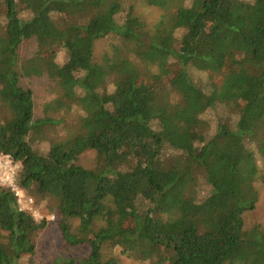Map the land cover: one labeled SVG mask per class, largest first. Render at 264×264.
I'll return each mask as SVG.
<instances>
[{"label":"trees","instance_id":"16d2710c","mask_svg":"<svg viewBox=\"0 0 264 264\" xmlns=\"http://www.w3.org/2000/svg\"><path fill=\"white\" fill-rule=\"evenodd\" d=\"M0 158L42 216L0 184V264H32L50 216L51 264H264V0H0Z\"/></svg>","mask_w":264,"mask_h":264},{"label":"rangeland","instance_id":"374dc122","mask_svg":"<svg viewBox=\"0 0 264 264\" xmlns=\"http://www.w3.org/2000/svg\"><path fill=\"white\" fill-rule=\"evenodd\" d=\"M138 11L141 15H144L145 18H147L149 21H153L157 17V11L155 9H152L150 7H146L144 5H139L138 6ZM257 19H263L262 15L258 12H251L249 17L247 19L241 18L240 21L238 22L239 27L243 30V32L247 36H251L253 33V23L257 21ZM152 23V22H151ZM110 41L105 40L101 41L98 43L96 50H95V55L97 58V62L99 60L106 56L107 54L110 53ZM36 49V45L33 44L32 46L25 47L23 49V53L26 52L27 50V55L31 54ZM33 50V51H32ZM158 63H161L160 61ZM30 83V86L34 89L36 92V98H35V108L37 110V114L41 113V110L43 109L42 106L49 101L52 98V95L50 93H44L43 88L45 87V84L48 83L47 78H34ZM48 86V85H47ZM46 86V87H47ZM80 128V126H79ZM84 129L85 131H88L90 135L95 133L98 130V123L96 121H93V123H83L81 125V131ZM83 133H80V135ZM82 161L85 165L93 168L98 167V161L95 158L94 155L92 154H87L82 157ZM184 185L183 183L181 184V181H178L176 185H173L172 187L168 188L165 192V197L166 199L173 200L176 197L180 196L184 192ZM262 196L261 199L259 200L257 204V208L252 214H250V217L245 218L244 222L246 226H250L251 224L254 223H259L264 227V190H262ZM26 199L23 197L22 199V205L26 210L30 211L35 219L37 221L42 220V216L38 214L36 211H34L31 207L32 201ZM47 222L49 223L48 226L44 228V230L39 234L36 240V249L31 256V262L32 264H51L52 259L50 258L51 254L59 250L61 248V238L58 233V227H57V222L55 219L50 216L47 218ZM146 260L144 259H130L126 258L124 264H146Z\"/></svg>","mask_w":264,"mask_h":264},{"label":"built area","instance_id":"2783aa9c","mask_svg":"<svg viewBox=\"0 0 264 264\" xmlns=\"http://www.w3.org/2000/svg\"><path fill=\"white\" fill-rule=\"evenodd\" d=\"M18 170V164H12L10 161L0 158V184L10 189L14 196L17 198L18 204L20 205L21 209L26 210V208H24L22 205V192L16 182L15 174Z\"/></svg>","mask_w":264,"mask_h":264}]
</instances>
